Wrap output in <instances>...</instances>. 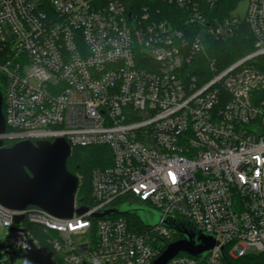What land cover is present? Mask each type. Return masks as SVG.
Masks as SVG:
<instances>
[{"label":"built area","instance_id":"built-area-1","mask_svg":"<svg viewBox=\"0 0 264 264\" xmlns=\"http://www.w3.org/2000/svg\"><path fill=\"white\" fill-rule=\"evenodd\" d=\"M216 3L0 0L4 147L63 138L72 152L105 147L110 157L92 173V205L76 193L82 214L0 203V227L27 264H153L159 238L177 232L95 218L125 202L215 237L205 259L179 254L169 264L264 253V0H247L244 17L236 8L210 19ZM163 5L181 15L165 16ZM243 25L254 49L221 68L209 46Z\"/></svg>","mask_w":264,"mask_h":264},{"label":"water","instance_id":"water-1","mask_svg":"<svg viewBox=\"0 0 264 264\" xmlns=\"http://www.w3.org/2000/svg\"><path fill=\"white\" fill-rule=\"evenodd\" d=\"M5 132L3 96L0 91V134ZM71 155V147L63 138L54 142L23 141L11 147H4V141L0 140V203L17 211L38 207L60 218H71L74 213H84L86 211L84 208L75 209L79 178L67 168V161ZM129 206L105 210L98 213L95 218L135 216L146 227L162 224L168 229L175 230L182 237L169 244L153 264H169L179 254L205 259L216 246L214 236L196 230L190 221L175 217L163 218L158 214L155 223L153 219L155 214L152 210ZM22 219L23 216H18L16 222Z\"/></svg>","mask_w":264,"mask_h":264},{"label":"trees","instance_id":"trees-1","mask_svg":"<svg viewBox=\"0 0 264 264\" xmlns=\"http://www.w3.org/2000/svg\"><path fill=\"white\" fill-rule=\"evenodd\" d=\"M46 1V0H45ZM242 0H217L215 7L207 8L206 14L210 19L228 16L233 12ZM47 7V4H44ZM163 14L173 17L181 15L175 9L165 8L163 5ZM254 49V39L246 25L235 30L234 35L227 40H215L208 49V57L216 58L220 67L227 65L244 57ZM260 99H264V91L259 94ZM4 110V108H3ZM108 149L105 147H75L72 155L67 161L68 170L80 178L77 191L78 203L83 207L92 205V173L96 168L104 167L110 164ZM128 218L130 225L138 230H143L142 222L135 216L123 215ZM35 229V228H34ZM36 230V229H35ZM163 243L162 252L166 250L169 244L180 239L179 234L171 231L169 235L159 238ZM228 264H264V253L253 254L237 259H228Z\"/></svg>","mask_w":264,"mask_h":264},{"label":"rangeland","instance_id":"rangeland-1","mask_svg":"<svg viewBox=\"0 0 264 264\" xmlns=\"http://www.w3.org/2000/svg\"><path fill=\"white\" fill-rule=\"evenodd\" d=\"M246 9H247V0H242L237 9L234 11V14L236 16H240V17H244L245 13H246ZM0 88L2 89V93L3 95H5V87L4 85L1 83L0 84ZM129 206L131 208H144L146 207L149 210H152L155 214L154 222L157 223V215L160 214L157 210H154L150 207H147L145 205L136 203V202H125L122 204H118L116 205V208L122 207V206ZM145 208V209H146ZM184 220V219H183ZM159 225V224H157ZM196 230L200 231L199 229H197L195 227ZM85 235H80L78 234L77 236H75V239L77 242L81 241L82 238ZM10 238H11V231L8 228H4V227H0V264H27L26 259L23 257L24 253L21 251H15L12 247L9 246V242H10Z\"/></svg>","mask_w":264,"mask_h":264},{"label":"flooded vegetation","instance_id":"flooded-vegetation-1","mask_svg":"<svg viewBox=\"0 0 264 264\" xmlns=\"http://www.w3.org/2000/svg\"><path fill=\"white\" fill-rule=\"evenodd\" d=\"M179 236H180V239H181L182 238L181 235H179Z\"/></svg>","mask_w":264,"mask_h":264}]
</instances>
